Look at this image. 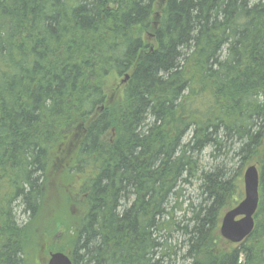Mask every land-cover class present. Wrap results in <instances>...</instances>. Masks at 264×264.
Here are the masks:
<instances>
[{
  "label": "trees",
  "instance_id": "trees-1",
  "mask_svg": "<svg viewBox=\"0 0 264 264\" xmlns=\"http://www.w3.org/2000/svg\"><path fill=\"white\" fill-rule=\"evenodd\" d=\"M209 149L237 173L200 171ZM256 160L253 232L215 257ZM175 234L182 262L264 264V0H0V264L36 237L72 264H173Z\"/></svg>",
  "mask_w": 264,
  "mask_h": 264
},
{
  "label": "rangeland",
  "instance_id": "rangeland-1",
  "mask_svg": "<svg viewBox=\"0 0 264 264\" xmlns=\"http://www.w3.org/2000/svg\"><path fill=\"white\" fill-rule=\"evenodd\" d=\"M122 80V79H121ZM122 82V81H121ZM226 148V147H225ZM214 154V156H213ZM231 154H228L225 150H221L219 153H212L211 150H206L204 151L201 156L198 159L199 162V167L201 168V170H203L204 172H211L213 170H217V169H221L222 172L224 174H226V168H229V172L230 170H232L230 172V175L228 178H231L233 174L237 173L238 168L240 167V163L238 161H231ZM231 162V163H230ZM259 165V160L253 161L251 164L243 167V172L244 170L249 167V166H255L256 168H258ZM216 173H218L217 171H215ZM222 172H219L221 174H223ZM228 172V173H229ZM54 178L51 180V183L54 187H57L58 189H63L62 183L64 180V176L62 175L63 173H60L59 170H56V172L54 173ZM243 175V173H242ZM194 181V182H193ZM191 185H180V189L182 191V197L179 199V203L181 204V210L178 211L176 213V218L179 219V221L182 222L183 220V216H185L187 219L189 218V216L191 215V213L187 214L186 210L188 207V204H192L193 208L197 211V208L200 207V204H202L201 202V198L200 196L202 195L203 190H201V188L199 187L201 185V182H199L198 180H193ZM241 192H242V197H243V182H242V177H241ZM68 186V185H67ZM67 186H64V189L67 191V193L69 192V189ZM69 187H72V185H70ZM236 201H238V199H236ZM241 201V200H240ZM239 203V202H238ZM235 204H232V207H225L224 209H222L220 217H219V222H218V227H220V223L221 220L223 218V216L226 214V212L230 211L232 208H235L237 206V204L234 206ZM21 209L16 208V216L18 218V222L19 223H25L26 221V217L24 215H22V213L20 212ZM71 212L73 215H78V211L76 209V207L71 208ZM191 217V216H190ZM219 230V229H218ZM218 230L216 232L217 234V244L215 246L214 249V254L215 257H220L222 254H226V252L230 251L231 249H235V248H240L246 241H244L241 244H230L228 242H226L225 240H223L219 234H218ZM33 239V238H30ZM34 240V239H33ZM37 242V246H38V250L36 251V253L31 254L30 259H31V264H46L49 258L50 253H56V251L50 252L49 251V247L50 244H54V245H59V248H64L65 249V253L66 256L68 255V248H69V244L67 243V241H52L50 242L46 237L44 238H40V237H36L35 240ZM181 238L180 235L175 234V237L173 236V238L171 240H169L168 244L175 246L176 248H180L182 249V245H181ZM247 244V242H246ZM27 250H29V244L27 246ZM57 250V249H56ZM63 253V254H65ZM184 255V249H182L176 256V258L171 257V262H173V264H188V262H182L181 256ZM173 260V261H172ZM243 257H240V262H243Z\"/></svg>",
  "mask_w": 264,
  "mask_h": 264
},
{
  "label": "water",
  "instance_id": "water-1",
  "mask_svg": "<svg viewBox=\"0 0 264 264\" xmlns=\"http://www.w3.org/2000/svg\"><path fill=\"white\" fill-rule=\"evenodd\" d=\"M127 79V77L125 78ZM243 199L226 212L218 230L219 236L230 244H241L253 232L254 216L258 208L259 173L255 166L247 167L242 175ZM46 264H72L63 253H50Z\"/></svg>",
  "mask_w": 264,
  "mask_h": 264
},
{
  "label": "bare ground",
  "instance_id": "bare-ground-1",
  "mask_svg": "<svg viewBox=\"0 0 264 264\" xmlns=\"http://www.w3.org/2000/svg\"><path fill=\"white\" fill-rule=\"evenodd\" d=\"M126 77H127V79H128V76H126ZM126 77H125V78H126ZM127 79H124L123 82L125 83Z\"/></svg>",
  "mask_w": 264,
  "mask_h": 264
}]
</instances>
